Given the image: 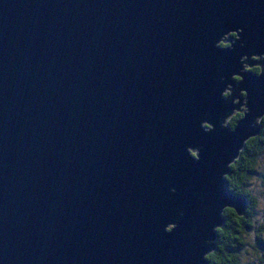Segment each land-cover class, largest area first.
I'll list each match as a JSON object with an SVG mask.
<instances>
[{
    "label": "water",
    "instance_id": "95a60500",
    "mask_svg": "<svg viewBox=\"0 0 264 264\" xmlns=\"http://www.w3.org/2000/svg\"><path fill=\"white\" fill-rule=\"evenodd\" d=\"M252 50L264 0H0V264H208L218 208L245 206L220 161L264 113V79H229L251 111L220 128L218 80Z\"/></svg>",
    "mask_w": 264,
    "mask_h": 264
},
{
    "label": "clouds",
    "instance_id": "9594fccd",
    "mask_svg": "<svg viewBox=\"0 0 264 264\" xmlns=\"http://www.w3.org/2000/svg\"><path fill=\"white\" fill-rule=\"evenodd\" d=\"M243 27L223 31L214 46L221 50H233L237 44L241 49L246 47L242 40ZM239 70L231 76L220 75L218 80L219 95L229 100L232 108L218 118L220 128L236 133L240 122L247 118L251 111L248 97L249 90L234 89L233 83H242L245 74H252L264 79V52L257 54L254 50L239 55ZM229 79L232 82H229ZM205 133L216 130L213 118L205 115L199 122ZM252 127L254 134L241 137L233 150L220 161L219 178L225 184V190L233 197L245 201L243 210L232 203L224 202L218 208L217 219L212 223L209 234L201 239L203 259L208 264H264V113L257 115ZM186 152L194 160H200L203 145L187 146ZM175 194L177 189H169ZM178 215L183 216L181 211ZM178 225L167 223L163 230L171 233Z\"/></svg>",
    "mask_w": 264,
    "mask_h": 264
},
{
    "label": "trees",
    "instance_id": "16d2710c",
    "mask_svg": "<svg viewBox=\"0 0 264 264\" xmlns=\"http://www.w3.org/2000/svg\"><path fill=\"white\" fill-rule=\"evenodd\" d=\"M261 247H264V244H262Z\"/></svg>",
    "mask_w": 264,
    "mask_h": 264
},
{
    "label": "flooded vegetation",
    "instance_id": "af4514ba",
    "mask_svg": "<svg viewBox=\"0 0 264 264\" xmlns=\"http://www.w3.org/2000/svg\"><path fill=\"white\" fill-rule=\"evenodd\" d=\"M237 85H238V83H237Z\"/></svg>",
    "mask_w": 264,
    "mask_h": 264
}]
</instances>
